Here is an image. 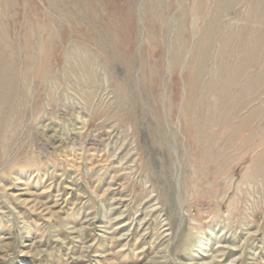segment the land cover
I'll list each match as a JSON object with an SVG mask.
<instances>
[{"label":"rangeland","instance_id":"obj_1","mask_svg":"<svg viewBox=\"0 0 264 264\" xmlns=\"http://www.w3.org/2000/svg\"><path fill=\"white\" fill-rule=\"evenodd\" d=\"M0 264H264V0H0Z\"/></svg>","mask_w":264,"mask_h":264}]
</instances>
